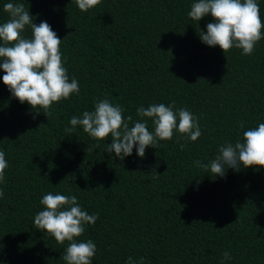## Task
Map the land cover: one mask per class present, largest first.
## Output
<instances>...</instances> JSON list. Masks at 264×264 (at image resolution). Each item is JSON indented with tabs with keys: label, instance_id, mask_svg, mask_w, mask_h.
<instances>
[{
	"label": "trees",
	"instance_id": "1",
	"mask_svg": "<svg viewBox=\"0 0 264 264\" xmlns=\"http://www.w3.org/2000/svg\"><path fill=\"white\" fill-rule=\"evenodd\" d=\"M8 2L24 3L34 23L56 32L80 91L46 116L12 97L0 79V150L8 162L0 264H65L68 242L34 226L49 192L75 195L84 211L98 214L76 238L96 245L92 264H126L129 256L133 264H264V168H228L219 177L194 163H208L222 144L242 142L245 130L264 123V36L252 55L207 46L199 32L213 18L187 15L197 0H101L87 12L75 0H0V23L9 19ZM257 3L264 21V0ZM105 99L126 121L132 117L130 127L146 120L149 131L151 119L137 108L174 101V109L198 118L201 136L189 141L174 132L143 158L134 146L120 160L105 152L110 136L97 140L80 126L67 131L73 116Z\"/></svg>",
	"mask_w": 264,
	"mask_h": 264
},
{
	"label": "clouds",
	"instance_id": "2",
	"mask_svg": "<svg viewBox=\"0 0 264 264\" xmlns=\"http://www.w3.org/2000/svg\"><path fill=\"white\" fill-rule=\"evenodd\" d=\"M100 3L101 0H75L82 12ZM3 11L9 19L0 23V69L5 73L0 79L12 97L22 104L27 102L31 109H42L47 116L53 103L80 91L79 81L75 78L70 80L64 67L60 50L62 40L46 21L34 23L24 3L8 2L4 4ZM209 14L214 22L207 23L206 31L199 32L204 44L219 46L223 53L236 48L242 50L243 55L253 54L256 43L264 36V21L257 0H197L187 13L195 22ZM26 27L30 29L27 37L22 35ZM174 104L173 101L168 106L159 103L137 108V116L151 119L154 131H149L146 120H137L130 127L128 121L132 120L131 116L126 121L122 115L124 110L119 105L113 106L107 99L101 100L95 103L93 111L73 116L69 121L71 128L67 131L80 126L91 138L105 140L110 136L111 143L105 145V152L114 153L115 157L123 160L132 154L135 146L137 156L143 158L146 148H155L158 140H171L174 132L189 141H196L201 136L198 118L187 108L174 109ZM240 127H244L243 122ZM194 163L206 174L219 177H224L228 168H264V123L245 130L242 142L222 144L218 154L208 163ZM7 167L5 152L0 150V183L4 182ZM159 175L154 172L155 179ZM0 198H3L2 189ZM40 204L43 210L35 214L34 226L54 237L59 244L68 242L62 255L65 264H92L96 245L91 240L78 242L76 238L84 233L86 224H95L98 214L90 215L84 211L75 195L49 192L42 196ZM222 257L231 259L227 251L222 253ZM126 264H133L131 256ZM138 264H144L143 258H139Z\"/></svg>",
	"mask_w": 264,
	"mask_h": 264
}]
</instances>
